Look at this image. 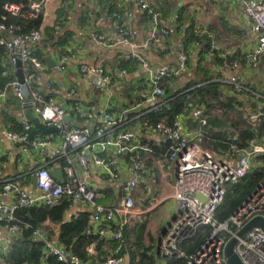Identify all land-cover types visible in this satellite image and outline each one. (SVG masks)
<instances>
[{"label": "built area", "instance_id": "2783aa9c", "mask_svg": "<svg viewBox=\"0 0 264 264\" xmlns=\"http://www.w3.org/2000/svg\"><path fill=\"white\" fill-rule=\"evenodd\" d=\"M50 1L30 0L28 3L4 4V9L9 14L24 19L41 18L42 24L39 28L24 32L21 25L8 20L7 14L1 16L0 45L5 48L9 62L14 67L15 77L0 91V115L9 93L13 92L23 107L30 103V109L39 116L46 127H57V132L30 138L35 124L26 119L22 122L21 131H8L7 135L26 152L39 153L48 160H64L60 168L64 171L65 180L61 183L52 175L51 168L43 164L38 166L35 172L38 192H29L14 181L3 185L0 190V222L3 223L4 230L0 231V254L11 253L14 250V237L23 233L24 228L18 222L19 208L35 205L53 206L67 198L80 201L89 207L87 234L97 235L116 243L112 255L100 264H132L133 258L127 245L126 231L142 220V211L137 207L135 189L147 165L144 161H137L132 166V176L126 182H121L118 164L108 152L113 150L118 156L131 155L136 161L134 158H138L143 151H151L152 147L148 143H143L138 133L126 127V113L129 109L116 113L108 110L98 112L93 106L86 107L87 105L75 98L77 95L75 87L68 91L71 98L66 103L57 96L55 81L49 82V93L42 92L36 85V80L40 78L41 71L45 68L44 60L39 56V44L45 36L42 25ZM236 1L240 3L250 21L249 27L242 29L243 34H253L256 40V45L243 53L245 63L250 70H256L264 59V0ZM137 4L151 16L149 40L160 41L159 51L165 52L168 45L164 40L170 35V31L160 26L161 12L152 7L147 0H137ZM113 16L122 18V14L118 12H114ZM126 16L131 19L133 12L128 11ZM53 28L55 34H58L62 29V22H56ZM89 37L107 47L122 43L133 45V30L130 27H121L117 36L92 28ZM223 56H227V53ZM76 57L77 53L72 51L60 52L55 67L59 71H65L70 61ZM130 57L136 58L147 67L144 58L138 53H132L128 56ZM188 58V53L183 50L178 67L151 70L150 84L153 87V94L161 100L153 106L154 110L161 111L165 106L166 101H162L166 95L165 82L182 72ZM18 61L21 62L24 82H20L16 75L15 65ZM230 66L231 70H237L240 64L234 61ZM79 72L82 76L90 72L95 74L93 88L97 92H105L115 84L110 69L104 63L95 69L82 64ZM218 80L222 82L223 92L233 93L241 98L244 94L251 98L255 97V105L245 109L246 115L252 121L264 116V95L251 90L240 80L237 73L224 72L223 78ZM249 97H246V100ZM186 113H178L172 122L164 121L145 126L162 139H166L168 142L166 168L171 170L174 167L175 171L173 197L178 204V214L170 237L164 243V251L169 256L184 257L185 264H228L224 248L229 239L237 236V233L254 217H264V178L226 220H220L218 215L226 202L229 190L246 176H254V173L263 167L264 163L259 162L258 158L264 154V144L253 138L249 147L238 148L233 144L227 154L206 149L200 144L207 134L205 108L196 106L191 109L190 113L199 123L195 129H184L183 120ZM68 116L74 120L66 121ZM78 119L92 120L93 125H78L75 123ZM92 164L99 168L107 183H118L116 203H102L100 191L89 185L87 178L92 174ZM79 166L84 174L79 173ZM12 194L16 197L14 202L9 203L2 199ZM146 201L150 203L151 200L146 198ZM205 227H208L210 232L202 244L188 254L182 247L183 241L193 242L194 237L204 231ZM32 236L44 242V252L39 264L45 262L48 264L49 258L54 259L55 262L52 264L86 263L83 257L68 250L61 243L49 240L40 228H34ZM95 245L97 243L93 242L88 246L89 255L94 253ZM234 250L244 264H264L262 228L253 227L244 236L238 237Z\"/></svg>", "mask_w": 264, "mask_h": 264}, {"label": "crops", "instance_id": "0c3cea01", "mask_svg": "<svg viewBox=\"0 0 264 264\" xmlns=\"http://www.w3.org/2000/svg\"><path fill=\"white\" fill-rule=\"evenodd\" d=\"M147 1L152 7L161 12L160 26L166 27L170 31V35L164 40V43L168 45L165 52L159 51L160 41L153 42L149 40L151 16L139 7L137 0H106L105 2L102 0H51L48 4L47 16L42 25L45 36L39 44V54L42 55L45 68L41 71L40 78L36 80V85L42 92L49 93V82L55 81L57 96L66 103L71 98L68 91L75 87L77 90L75 98L83 102L85 106L87 105L86 107L93 106L98 112L108 110L116 113L129 109L126 113V127L138 133L140 140L143 143H148L152 150L143 151L138 158H134L136 161L133 160L131 155L118 156L113 150H110L108 155L118 164L121 182H126L132 176L134 163H137V161L146 162L147 169L142 173V178L135 189L137 207L142 211V220L131 227L132 229L136 228L144 220L147 221L150 214L160 209L161 218L157 221V226L153 227L154 230L158 231V228L163 225L165 229L161 228L163 229L161 236H164L178 214V204L173 197L175 171L173 170L171 173L167 169L168 171L165 170L161 173L158 170L157 174L155 170H149L151 162L157 169L156 162L158 160H162L166 165V153L168 151L166 139H162L154 131L145 128L147 124L152 123H149V120L146 119L147 115L145 114L147 112L144 109L150 106L153 108L161 101L153 94V87L150 84L151 70L163 67L175 68L180 65L181 53L186 49L185 42L188 30L193 25L198 36L207 33L212 43V49L219 50L220 57L225 59L228 55L239 52L240 56L234 61L239 62L240 67L237 70H231L230 65L234 61L223 64L216 61L217 55L214 52L201 53L205 42L203 38H197L187 44L186 51L189 58L186 67L175 78L166 81L167 83L165 82L167 91L168 88L179 89L189 80L201 77L203 72L198 69L199 65H202L213 76H216L215 80L223 78L224 72L237 73L240 80L259 95H264V88H262L264 83L250 77L254 70H250L245 63L243 53L252 49L256 45V40L253 34L244 35L242 32V29L249 27L250 21L238 1ZM128 11L133 12L131 19L126 16ZM114 12L122 14V18L114 17ZM218 16L225 27L223 30L218 29V26L214 23ZM56 22H62V29L58 34H55V41H47L48 34L52 33L51 29H54L53 25ZM121 23L122 25H120ZM121 27H130L133 30V45L122 43L107 47L94 42L89 37V31L92 28L117 36L120 33L118 29ZM220 34L224 37L222 40H219ZM234 41L236 43L235 49L234 44H231L229 48L224 46L228 43H234ZM69 51L77 53V57L70 61L65 71H59L57 67L52 68L45 60L47 56H50L52 63L57 64L58 54ZM132 53H138L142 56L147 67H144L136 58H128ZM225 53H227V56H223ZM101 63L107 65L115 79V84L105 92L94 90L95 74L93 72L88 73L86 76H82L79 72L82 64H87L95 69ZM257 69H263L264 71V59L261 60ZM257 75L261 76L258 72ZM246 96L249 97L248 94ZM239 99L246 100L241 97ZM252 99L255 100V97H252ZM27 110V107L19 104L14 93L10 92L7 101L3 104V112L0 115V181L4 183L14 181L29 192H38V187L35 188L33 184L36 168L47 164L54 171L62 167V162L54 159L48 160L36 152H26L19 144L8 137L7 132L12 130L9 129L10 124H5L3 113L14 116L22 123L27 119ZM196 120L191 113H186L183 120L184 129L191 130L198 127ZM75 123L78 125H93L92 120L78 119L75 120ZM146 155H150L154 159L145 158ZM45 160H48V162ZM91 167L92 174L87 178V181L90 186L100 191V201L105 204L116 203L118 200L116 188L118 183H107L99 168L94 167L93 164ZM78 170L80 174H84L80 166ZM140 185L141 188H139ZM146 198L151 200L150 203L146 201ZM2 199L12 203L16 197L12 194L4 196ZM173 201L176 203L175 206L171 203ZM83 212L89 213V207L80 201L70 199L65 220L70 221L72 218H77ZM148 226L147 221V229ZM38 228L49 240L62 243L59 239L61 223L47 221ZM3 230L0 228V231ZM34 239L40 241L36 237ZM100 239L102 242L99 246L101 250L95 245L94 253L89 255L90 258L86 259L85 264H100L102 262L101 258H103L102 252L107 255V258L112 255L115 248L114 242L105 238ZM148 247H150L148 253L155 259V264H171L172 260L177 259L175 256L167 255L164 251V244H160V239L156 245ZM4 256L6 255L0 254V264H9ZM137 257L139 258V256ZM45 263L47 264V262Z\"/></svg>", "mask_w": 264, "mask_h": 264}, {"label": "trees", "instance_id": "16d2710c", "mask_svg": "<svg viewBox=\"0 0 264 264\" xmlns=\"http://www.w3.org/2000/svg\"><path fill=\"white\" fill-rule=\"evenodd\" d=\"M29 1L30 0H0V19L3 14H7L8 20L21 25L22 31L24 32L30 31L33 28H39L42 24L41 18L24 19L20 16L11 15L4 9V4L7 2L28 3ZM102 1L105 2L106 0ZM53 30L54 29H51L52 33L48 34L47 41H55L56 36ZM197 38H203L205 42V46L201 53L212 51L217 55L216 61H220L223 64L225 62L232 63L234 59L240 56V53L236 52L233 55H228L225 59L220 57V54H218L219 50L212 49V43L207 33L206 35L198 36L193 25H191L188 30L185 52H187V44ZM39 56L42 58L41 53ZM13 68V65L9 62L5 48L0 45V91L15 77ZM198 69L203 72L201 73V77L189 80L179 89L168 88V91L166 90V95L162 99L165 100L166 103L161 111H156L151 106L144 109V111L147 112L145 115H147L146 119L149 120V123L172 122L178 113L187 112L190 114L192 108L203 106L205 108V114L207 115V125L205 126L207 134L200 141L202 147L220 154H227L231 151V146L233 144L238 148L249 147L250 140L253 138H257L260 143L264 144V116L257 121H252L246 115L244 109H242L241 102L238 98L226 94V92L224 93L221 90L222 82L215 80L216 76H213L210 71L202 65H199ZM3 116L5 124H10V130L21 131L23 127L22 123L14 116L7 113H3ZM196 122L197 126H199L197 120ZM260 158L264 159V155L260 156ZM60 161L62 163L64 162L62 159ZM263 178L264 165L260 171L254 173V176H246L239 184L232 187L229 190L226 202L222 205V209L219 212V219L223 221L232 215L254 191ZM4 184L3 181H0V190ZM68 207L69 200L64 199L60 204L53 206L35 205L19 208L17 210V215L20 221L18 222L24 228L23 233L20 236L14 237V250L4 256V259L9 264H39L44 252V242L34 239L32 231L36 227L43 226L47 221L61 223L59 239L62 245L68 250L77 253L85 260L90 258L87 247L93 242L97 243L99 247L102 244L101 239L97 235L87 234L86 232L89 225L88 212L80 213L77 218L66 221L65 215ZM26 225L29 226L26 227ZM3 226V223L0 222V228ZM139 229L140 235H137L135 238L137 243L141 241L139 239H141L144 234L146 223H143ZM132 230L131 227L126 231V240L132 254L133 264H155V259L148 253L150 247H146L140 254L133 249L129 242ZM203 230L204 231L198 233V235L194 237L193 242H191V240L183 241L182 247L188 254L194 252L195 249L202 244L205 236L210 232L208 227L203 228ZM115 245L116 243H114V247ZM99 249L101 250L100 247ZM101 255H103L101 261L107 258L104 252H102ZM137 256H139V258ZM48 261L50 264L55 262L53 258H49ZM185 261L186 259L184 257H177L176 260L171 261V264H185Z\"/></svg>", "mask_w": 264, "mask_h": 264}, {"label": "rangeland", "instance_id": "374dc122", "mask_svg": "<svg viewBox=\"0 0 264 264\" xmlns=\"http://www.w3.org/2000/svg\"><path fill=\"white\" fill-rule=\"evenodd\" d=\"M214 23H216V25L218 26V29H221V30H223V29H225V27L222 25V20H221V18L218 16V17H216V21L214 22ZM223 35L222 34H220V36H219V40H222L224 37H222ZM231 44H234V49H235V47H236V43H235V41H234V43H228V44H226V45H224L225 47H227V48H229L230 47V45ZM219 45H220V43H219ZM221 49H224V48H221ZM257 72L258 73H260V77L257 75ZM219 77H220V75H219ZM250 77H254L256 80H258L260 83H264V71H263V69H256V70H254L253 71V74L250 76ZM249 77V78H250ZM262 88H264V85L262 86ZM225 93V92H224ZM264 93V92H263ZM226 94H229V95H233V96H236L237 98H238V100L241 102V105H242V109H244V111H245V109L247 108V107H253L254 105H255V100H253L252 98H249L248 100H245V101H242L241 99H239V96L238 95H235V94H233V93H227L226 92ZM246 97L247 96H245V94L244 95H242V98L243 99H246ZM197 128V127H196ZM262 155H264V154H262ZM262 155H260V156H262ZM145 158H151V159H154L152 156H150V155H146L145 156ZM258 160V159H257ZM256 160V161H257ZM259 162H261V163H264V159H261L260 157H259V160H258ZM156 165H157V167H158V169L155 167V165H153V162H151V166L149 167V170H155L156 172H157V174H158V170L162 173V172H164L165 170L166 171H168L167 170V168H166V165L164 164V162L162 161V160H158L157 162H156ZM173 170H174V167H172V169L170 170V172L172 173L173 172ZM115 182H113V184H114ZM139 188H141V185H140V187ZM174 206H175V201H173V202H171ZM161 214H162V212H161ZM160 218H161V215H160V209H158L157 211H154L152 214H150L149 215V218L147 219V221H148V223H149V226H148V229H147V221L146 220H144V222L143 223H146V229H145V231H144V234H143V236H142V238L141 239H139V240H141V241H139V243H137V240L135 239L136 238V236L138 235H140V229H139V227L143 224H141V225H139V226H137L136 228H133V230L131 231V233H130V235H131V237H129V242L131 243V245H132V247H133V249L138 253V254H140V252L142 251V250H144V249H146V247H148V246H150V245H156L157 243H158V241H159V239H160V244L162 243V244H164L166 241H168V239H169V237H170V232H171V230H172V226H173V224H174V222H175V220L172 222V224L170 225V227H169V229L167 230V232H166V234L163 236H161V232H163V229H165V227L162 225V227H159L158 228V231H156V230H154V227L155 226H157V221L158 220H160ZM176 219V218H175ZM154 226V227H153ZM152 227H153V229H152ZM161 228H163V229H161ZM161 237V238H160ZM155 243V244H154Z\"/></svg>", "mask_w": 264, "mask_h": 264}, {"label": "water", "instance_id": "95a60500", "mask_svg": "<svg viewBox=\"0 0 264 264\" xmlns=\"http://www.w3.org/2000/svg\"><path fill=\"white\" fill-rule=\"evenodd\" d=\"M122 25V23L120 24ZM120 32V29H118ZM45 60L50 64V66L53 68L56 66V63H52L51 57L47 56ZM17 67L16 70V75L19 79L20 82H24V77H23V72H22V67H21V62L18 61L15 65ZM25 107H27V112H26V118L35 124V129L31 131L30 133V138H33L37 135H45L48 133H53L57 132L58 128L57 127H46L40 120L39 116H36L32 110L30 109L31 105L26 104ZM73 120V117H66V121ZM52 175L57 178L61 183L64 182L65 180V175L63 169L59 168L54 171H52ZM33 184L34 187H37V179L34 176L33 177ZM253 227H260L264 231V217L263 216H257L251 219L238 233L237 236H233L232 238L229 239L227 244L225 245L224 248V254L225 257L227 258V263L228 264H244L240 256L235 252L234 248L235 245L238 241V237L244 236L251 228Z\"/></svg>", "mask_w": 264, "mask_h": 264}]
</instances>
